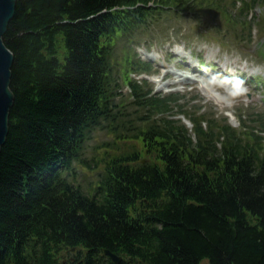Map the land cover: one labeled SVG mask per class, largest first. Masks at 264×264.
I'll return each instance as SVG.
<instances>
[{"label":"trees","instance_id":"1","mask_svg":"<svg viewBox=\"0 0 264 264\" xmlns=\"http://www.w3.org/2000/svg\"><path fill=\"white\" fill-rule=\"evenodd\" d=\"M161 11L264 34V0H16L0 264H264V113L198 108L189 131L132 82L136 108L114 103L112 39ZM94 131L112 139L85 190L62 171Z\"/></svg>","mask_w":264,"mask_h":264},{"label":"rangeland","instance_id":"2","mask_svg":"<svg viewBox=\"0 0 264 264\" xmlns=\"http://www.w3.org/2000/svg\"><path fill=\"white\" fill-rule=\"evenodd\" d=\"M259 5H256L254 12H258ZM163 27L167 29H174L177 30V36L179 39V43L182 47L186 48L185 51L186 59L185 61H188L190 65H193V62H195L197 59L209 62V63H215V67L209 68L210 66H206L205 70L208 73H211L212 76H214L217 71L222 73H239V71H243L244 68L242 67L243 62L239 63L240 60H238V63H233L232 60H227L226 63H224L223 58L224 56L219 52V54H215V52H218V48L215 46L213 42H211L208 39H205L197 34V32L192 28V25L186 21L184 18L177 19L173 21H167L166 23H159L157 26L153 27V32L151 33V36H143L142 41L151 42L154 39H159L160 30H163ZM253 37L252 41L247 45L254 48V44H256L257 40L259 39V34L256 31V28L253 31ZM153 37V38H152ZM261 38V36H260ZM181 40V41H180ZM248 48V47H247ZM258 51H261L262 48L258 47ZM233 54H238L240 57H246L248 62L246 67V72L251 71V66L254 67L255 63L258 62L257 69L261 71L264 74V63L257 60V58H251V56L244 50V47H240V53L233 50ZM142 57H146L145 55L141 54ZM249 60H253L254 62H250ZM180 56H176L174 59H172V64L179 62ZM172 64H170L168 67H172ZM195 67H198L201 69L199 65L195 62ZM190 67L182 66L178 69V71H182L185 73L190 72ZM194 73H199L198 70L194 69ZM204 80L207 82L213 84V86L217 89V91L220 92L221 95L220 98L224 100V104H228L227 106L217 105L213 102L206 101L209 98H206L202 95V93L197 88V83L194 84L193 87L190 89H187V92H185L183 95V99L188 100V97H191V95H198L200 96L197 103L205 102L204 105L207 108H210L212 106V110H216L218 113L224 112V110L227 108V110L230 111H239V110H246L249 107L261 109L264 110V103L261 101V94L264 95V88H261L262 86L260 84H256L255 82L252 83V86L249 85L243 93L239 91L238 88L236 89H225L224 87H220L218 85L214 84L215 79L209 78L205 75H200ZM175 76L168 77L167 80H174ZM164 81V82H165ZM254 85H257L258 88ZM187 86L185 84L179 83L175 85L174 87H180ZM172 89H179V88H172ZM180 90V89H179ZM249 92V95L247 93ZM181 93V90H180ZM249 106V107H248ZM231 112V113H232ZM235 124L236 120H233ZM111 136L106 132L96 131L92 133L91 137L88 138L84 145V156H83V162L79 165V167L74 172V178L75 182L79 184V182L82 184L83 187L92 186L95 181L98 178V171L102 168L101 165L98 163L97 167L95 164V161L100 157L103 156V151L108 148L106 143L111 141ZM121 148H124V146H121ZM88 163V164H85ZM73 173V174H74ZM76 176V177H75ZM201 264H206V261H202Z\"/></svg>","mask_w":264,"mask_h":264},{"label":"water","instance_id":"3","mask_svg":"<svg viewBox=\"0 0 264 264\" xmlns=\"http://www.w3.org/2000/svg\"><path fill=\"white\" fill-rule=\"evenodd\" d=\"M16 0H0V150L4 144L9 129V113L13 105L14 95L10 89L11 68L13 53L5 45L3 35L15 13ZM114 261L121 259L120 256L103 249Z\"/></svg>","mask_w":264,"mask_h":264},{"label":"bare ground","instance_id":"4","mask_svg":"<svg viewBox=\"0 0 264 264\" xmlns=\"http://www.w3.org/2000/svg\"><path fill=\"white\" fill-rule=\"evenodd\" d=\"M183 78H189V77L184 76ZM199 88H200L203 92H205V93H207L208 95L212 96L213 98H215V99L221 101V100L217 97V95H216L211 89H209V87H207L203 82L200 83Z\"/></svg>","mask_w":264,"mask_h":264}]
</instances>
